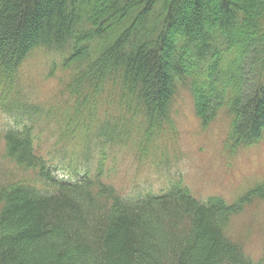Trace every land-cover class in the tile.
<instances>
[{
  "label": "trees",
  "instance_id": "16d2710c",
  "mask_svg": "<svg viewBox=\"0 0 264 264\" xmlns=\"http://www.w3.org/2000/svg\"><path fill=\"white\" fill-rule=\"evenodd\" d=\"M37 53L45 102L19 83ZM182 93L203 128L228 122L229 153L264 138V0H0V264H264L230 234L264 182L231 204L110 181L113 152L138 129L146 157ZM68 152L78 181L59 174Z\"/></svg>",
  "mask_w": 264,
  "mask_h": 264
},
{
  "label": "rangeland",
  "instance_id": "374dc122",
  "mask_svg": "<svg viewBox=\"0 0 264 264\" xmlns=\"http://www.w3.org/2000/svg\"><path fill=\"white\" fill-rule=\"evenodd\" d=\"M46 67L38 55L23 69L19 83L21 87L27 86L28 96L34 101L45 102L57 91L56 81L46 77ZM181 97V106L173 114L172 123L153 133L146 157L136 156L131 147L134 138H138V129L130 137L129 150L123 146L113 152L117 155V174L110 178L111 183L134 196L162 194L182 179L198 199L221 197L231 204L237 203L248 191L264 182V138L252 147L229 153L225 147L228 122L219 119L203 128L189 95L182 93ZM80 143L73 142V145ZM87 147L96 157L93 140ZM77 153L68 152L71 164L64 163L59 171L61 178L67 181H78L88 166ZM253 201L234 219L230 234L258 260L264 259V201Z\"/></svg>",
  "mask_w": 264,
  "mask_h": 264
}]
</instances>
